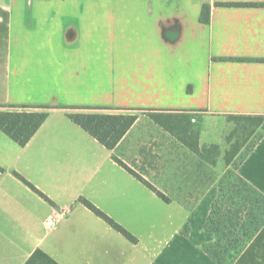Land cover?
Wrapping results in <instances>:
<instances>
[{"label":"crops","instance_id":"1","mask_svg":"<svg viewBox=\"0 0 264 264\" xmlns=\"http://www.w3.org/2000/svg\"><path fill=\"white\" fill-rule=\"evenodd\" d=\"M0 105L52 106L25 146L0 129V264H220L204 225L229 117L264 115V0H0ZM68 113L138 117L110 149ZM238 173L264 193V136ZM233 264H264V226Z\"/></svg>","mask_w":264,"mask_h":264},{"label":"trees","instance_id":"2","mask_svg":"<svg viewBox=\"0 0 264 264\" xmlns=\"http://www.w3.org/2000/svg\"><path fill=\"white\" fill-rule=\"evenodd\" d=\"M210 15V6L204 4L200 20L209 23ZM30 107L33 110H26ZM50 108V105H0V129L19 145L25 146L48 118ZM68 116L110 149L116 147L138 117L137 114L108 113H68ZM229 119L234 122V128L227 137L229 147L224 152L228 168L218 182V192L204 225L205 230L213 234V239L204 244L203 249L220 264H233L264 226V193L238 173L242 162L264 136V115H236L230 116ZM252 137H255V140L248 144ZM192 149L199 151L195 145H192ZM211 150L216 157L221 153L217 144L213 145ZM16 175L32 190L51 201L21 174ZM136 176L141 178L138 174ZM146 183L168 200L162 192ZM82 201L112 227L130 240L136 241V237L106 213L88 200ZM185 231L187 233V229ZM25 264L61 263L38 248Z\"/></svg>","mask_w":264,"mask_h":264},{"label":"rangeland","instance_id":"3","mask_svg":"<svg viewBox=\"0 0 264 264\" xmlns=\"http://www.w3.org/2000/svg\"><path fill=\"white\" fill-rule=\"evenodd\" d=\"M233 128H234V123L232 122V123H230L228 129L226 130L227 135L231 133ZM254 140H255V137H252L248 144H251V142H253ZM222 161H224V160L222 159Z\"/></svg>","mask_w":264,"mask_h":264}]
</instances>
